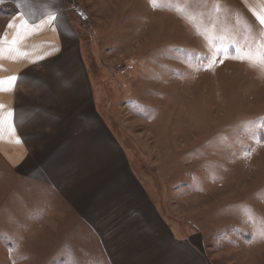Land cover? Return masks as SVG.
<instances>
[{
	"label": "rangeland",
	"instance_id": "obj_1",
	"mask_svg": "<svg viewBox=\"0 0 264 264\" xmlns=\"http://www.w3.org/2000/svg\"><path fill=\"white\" fill-rule=\"evenodd\" d=\"M78 3L111 125L163 215L211 264H264V37L210 0ZM11 177L0 158V264H58L38 249L37 190ZM90 259L70 264H104Z\"/></svg>",
	"mask_w": 264,
	"mask_h": 264
},
{
	"label": "crops",
	"instance_id": "obj_2",
	"mask_svg": "<svg viewBox=\"0 0 264 264\" xmlns=\"http://www.w3.org/2000/svg\"><path fill=\"white\" fill-rule=\"evenodd\" d=\"M73 2L0 0L10 7L0 26V158L24 200L37 190L40 254L58 264H211L201 235L178 233L163 215L113 129ZM209 4L264 37V0Z\"/></svg>",
	"mask_w": 264,
	"mask_h": 264
},
{
	"label": "built area",
	"instance_id": "obj_3",
	"mask_svg": "<svg viewBox=\"0 0 264 264\" xmlns=\"http://www.w3.org/2000/svg\"><path fill=\"white\" fill-rule=\"evenodd\" d=\"M72 10L76 12L82 20L87 21L88 20V14L84 11L83 7L81 4H73L72 5Z\"/></svg>",
	"mask_w": 264,
	"mask_h": 264
},
{
	"label": "snow or ice",
	"instance_id": "obj_4",
	"mask_svg": "<svg viewBox=\"0 0 264 264\" xmlns=\"http://www.w3.org/2000/svg\"><path fill=\"white\" fill-rule=\"evenodd\" d=\"M259 19H260L261 23L264 24V15L259 16ZM13 43H15V40L13 41ZM240 58H243V57H240ZM261 62L264 63V58L261 59ZM14 79H15V77L9 78V83H11ZM2 83H3V81H0V84H2ZM0 107H2V106H0ZM0 123H2V121H0ZM10 130L14 131V128H11V126H10ZM17 142H19L18 138H17Z\"/></svg>",
	"mask_w": 264,
	"mask_h": 264
},
{
	"label": "trees",
	"instance_id": "obj_5",
	"mask_svg": "<svg viewBox=\"0 0 264 264\" xmlns=\"http://www.w3.org/2000/svg\"><path fill=\"white\" fill-rule=\"evenodd\" d=\"M9 15V14H8Z\"/></svg>",
	"mask_w": 264,
	"mask_h": 264
}]
</instances>
